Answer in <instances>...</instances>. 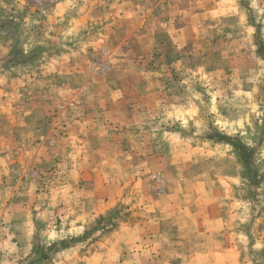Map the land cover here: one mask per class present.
I'll list each match as a JSON object with an SVG mask.
<instances>
[{
    "label": "rangeland",
    "instance_id": "374dc122",
    "mask_svg": "<svg viewBox=\"0 0 264 264\" xmlns=\"http://www.w3.org/2000/svg\"><path fill=\"white\" fill-rule=\"evenodd\" d=\"M143 2L0 0V264H264V0ZM105 82L156 84L147 161L69 202L44 105Z\"/></svg>",
    "mask_w": 264,
    "mask_h": 264
},
{
    "label": "crops",
    "instance_id": "0c3cea01",
    "mask_svg": "<svg viewBox=\"0 0 264 264\" xmlns=\"http://www.w3.org/2000/svg\"><path fill=\"white\" fill-rule=\"evenodd\" d=\"M170 1L173 0H145L143 3L146 5L149 2L148 8L151 3L154 9H158ZM131 6L132 10L140 12L147 8L134 2ZM142 35H135L137 43L134 46L125 44L123 50L132 48L135 52L136 48H144L147 49L146 53L150 52L153 48L151 38L148 34L144 38ZM129 49L125 58L130 59L133 55ZM131 68L132 66H120L115 67V70L120 69L123 73L131 75ZM155 86L152 82L145 84V89L141 88V96L130 99L125 97L120 87H116L112 82H105L100 87L90 88L86 98L68 97L62 101L45 103L43 110L46 112L55 108L58 110L56 118L52 120L51 135H54L56 120L58 127L63 126L62 129H56L61 130L63 134L60 137L61 147L53 148L52 152H59L53 160H58L59 167L68 170L71 177L65 178L67 201H93L99 194V189L104 186L109 187V192L106 193H111L112 190L117 191L119 186L127 185L131 180L135 181V174L144 166L142 163L147 161L145 157L140 156L144 154L142 145H139L144 138L143 128L147 127L148 116L153 117L151 111L156 109L160 112V105L163 104L156 92L150 96L149 89L154 91ZM61 116L67 117L63 119ZM60 117L62 120L58 119ZM36 120L33 118L34 122ZM134 143L139 146L136 145L138 147L135 148ZM3 157L0 152L2 170L5 168ZM113 199L114 195L109 201ZM150 250H156V247L146 248L147 258H150L153 264H164L165 256L158 251L148 254Z\"/></svg>",
    "mask_w": 264,
    "mask_h": 264
},
{
    "label": "built area",
    "instance_id": "2783aa9c",
    "mask_svg": "<svg viewBox=\"0 0 264 264\" xmlns=\"http://www.w3.org/2000/svg\"><path fill=\"white\" fill-rule=\"evenodd\" d=\"M155 180H156L157 182H159L158 179H155Z\"/></svg>",
    "mask_w": 264,
    "mask_h": 264
}]
</instances>
